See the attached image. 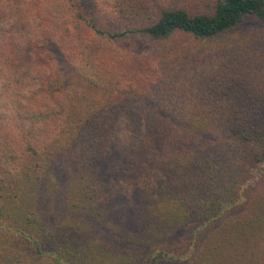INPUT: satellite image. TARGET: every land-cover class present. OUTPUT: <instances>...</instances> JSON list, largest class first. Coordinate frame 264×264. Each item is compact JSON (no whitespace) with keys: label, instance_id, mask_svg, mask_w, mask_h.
Listing matches in <instances>:
<instances>
[{"label":"trees","instance_id":"16d2710c","mask_svg":"<svg viewBox=\"0 0 264 264\" xmlns=\"http://www.w3.org/2000/svg\"><path fill=\"white\" fill-rule=\"evenodd\" d=\"M0 264H264V0H0Z\"/></svg>","mask_w":264,"mask_h":264},{"label":"rangeland","instance_id":"374dc122","mask_svg":"<svg viewBox=\"0 0 264 264\" xmlns=\"http://www.w3.org/2000/svg\"><path fill=\"white\" fill-rule=\"evenodd\" d=\"M189 6H207L212 0H184ZM187 43V37L183 34L176 33L170 40L167 42L168 45H171L175 48H180L185 46ZM125 48L131 52H137L140 54L144 50H149L152 46L150 43L146 42L143 38L128 39L125 42Z\"/></svg>","mask_w":264,"mask_h":264}]
</instances>
